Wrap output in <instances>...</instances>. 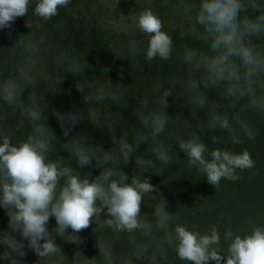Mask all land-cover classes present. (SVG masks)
<instances>
[{"label": "clouds", "instance_id": "1", "mask_svg": "<svg viewBox=\"0 0 264 264\" xmlns=\"http://www.w3.org/2000/svg\"><path fill=\"white\" fill-rule=\"evenodd\" d=\"M70 3L71 0H0V30L9 29L11 37L13 23L28 15L33 5L32 16L47 22ZM165 6L174 15L199 26L200 39L206 47L185 45L176 52L185 69L184 78L159 80L154 84L160 90L158 95L151 101L139 100L134 112L142 128L135 144L127 136H117L111 117L93 106L106 101L121 106L123 92L110 80L108 87L94 88L84 78L76 81V90L84 94V103L89 105L86 116L80 109L54 113L67 138L59 143V149L69 154L67 159L55 156L58 138L40 107L42 96L34 73L54 93L63 91L59 87L63 77L50 79L34 59L42 50L32 33L19 37L15 46L29 55L23 64L16 66L13 75L0 76V105L19 113L15 128L28 131L24 138L14 140L13 130L0 116V207L8 216V231L0 232V246L4 247L0 259L8 264H22L28 249L39 257L38 264H65L67 256L57 244L59 237L76 246L71 264H87L89 259L79 250L86 239L79 233L95 222L99 229L112 230L117 238L122 233L128 234L130 251L120 258L119 264H135L141 258H147L150 264H161L167 259L169 249L181 264H264V226L250 223L248 230L241 232L227 227L223 237L216 225L205 232L193 230L176 222L179 211L176 214L166 211L167 202L154 195L159 189L144 175L153 168H156L155 174L162 175L172 166L170 152L174 146L186 155L188 165L203 174L215 189L220 187L222 179L239 180L237 170L243 172L255 166L247 150L233 153L210 149L199 134L187 138L177 135L174 144L166 143L161 137L173 123L166 109L173 87L178 86L186 93V104L199 129L224 130L234 144L243 143L245 138L255 140L257 132L240 106L264 113V52L254 44V40L264 38V0H182L175 6L165 0ZM134 23L136 30L147 37V61L172 59L173 39L164 30L163 20L157 13L141 10ZM27 27H33L30 19ZM36 27H42V23ZM128 44L134 53L136 40L130 39ZM57 61L63 63V57L58 56ZM87 67L86 61L71 64L65 71L82 75ZM27 88L31 91L25 97ZM209 93L228 102L231 116ZM199 110L205 112L206 120H199ZM85 118L98 128L109 129L112 148L105 150L91 143L92 138L85 133L70 136ZM149 142L150 152L135 155L136 171L129 177L121 165L128 164L140 145ZM211 142L219 144L221 140L213 135ZM73 160L76 167L72 165ZM86 166L101 171L94 178L91 172L82 175ZM145 198L155 201L151 216L142 214ZM102 213L106 218L101 219ZM52 217L55 226L50 230ZM96 231L94 228L93 232ZM222 239L226 249L222 247ZM97 246L103 264H117L114 251L106 241L101 240ZM91 262L96 264L94 259Z\"/></svg>", "mask_w": 264, "mask_h": 264}, {"label": "trees", "instance_id": "2", "mask_svg": "<svg viewBox=\"0 0 264 264\" xmlns=\"http://www.w3.org/2000/svg\"><path fill=\"white\" fill-rule=\"evenodd\" d=\"M127 0H71L67 9L61 8L59 15L47 22H40L32 16V7L29 14L17 18L12 25V35L9 37V29L0 30V76L8 77L15 73L16 66L23 64L28 58V53L15 46L19 37H27L29 33L35 40L40 42L41 54L34 57L40 67L45 70L50 79L58 76L63 77L60 84L62 92L49 90L46 81H42L37 73L36 83L42 96L41 109L46 113L47 124L55 131L58 138V151L55 156H63L67 159L68 153L59 149V143L66 141L63 131L59 127L54 115L56 111L66 112L80 109L85 112L89 105L84 103V94L75 88L78 80H88L93 88L97 85L109 86V80L113 86L118 87L124 94L121 106L111 101L97 103L93 106L104 114L111 117L116 135L127 136L133 144L140 139L139 123L134 110L139 107V100L148 98L153 100L159 93V89L154 84L159 80L182 79L186 75L184 66L178 61L176 52L183 49L185 45L191 47H206L202 44V34L185 35L176 27L165 26L164 30L172 37L175 52L172 59L168 61L159 58L149 62L145 58L147 47V37L140 34L135 28V19L138 16L137 10H131L126 6ZM32 21V29L27 27V21ZM42 23V27L37 28L36 24ZM135 39L137 47L134 53L130 52L128 41ZM258 50L264 52V38L254 40ZM114 52V53H113ZM63 57L64 62L57 61V57ZM89 65L82 75H72L65 71L71 64ZM31 88L25 90V97ZM87 91V89H86ZM211 99H215L225 113L231 116L228 102L209 93ZM153 105L150 103L149 110ZM242 114L251 123L257 132L255 140L244 139L241 144L231 142L230 135L224 130L211 131L199 129L197 121L192 117L191 109L186 104V93L178 86L173 87V95L168 99L166 109L173 123L169 125L167 133L161 137L166 143L174 144V138L181 135L185 138L192 134L201 135L202 141L210 149L219 148L229 150L233 153H240L247 150L255 166L246 171L237 170L240 179L229 181L222 179L219 188L215 189L210 185L203 174L194 167H190L186 155L179 150L178 146L173 147L170 155L174 164L164 170V173L155 174L156 168L144 173L150 182L159 189L158 195L161 200L167 202L166 211L176 214V222L183 224L193 230L205 232L210 226L216 225L223 237L225 228L231 227L234 232L247 231L250 223L264 226V113H257L252 110H244L240 106ZM0 116L4 117V122L14 132L13 139L19 140L27 135V129L15 128L19 113L13 112L7 106L0 105ZM199 120H206V114L199 110ZM85 133L90 136L91 143L108 150L113 147L112 137L109 129L98 128L83 119L70 133V136ZM220 138L219 144L211 142L212 136ZM151 150V143H142L133 155V159L128 164H122L121 168L129 177L135 171V155L148 154ZM76 167V161H72ZM159 165H157V168ZM101 169L86 166L82 170V175L92 173L94 178ZM143 175V173H140ZM173 178V179H169ZM145 198L142 205V214L151 216L152 204ZM182 206V207H180ZM106 218V214H101V219ZM49 229L55 226V218H50ZM97 229L93 232V229ZM8 231V216L6 211L0 207V232ZM79 235L86 239V243L80 246L82 255L89 259L87 264H92L94 259L96 264H103L100 257L98 243L106 241L113 249L117 258V264L121 257L128 255L130 251L129 243L126 239L128 234L122 233L119 238L110 229H99L93 224ZM162 235V234H161ZM57 244L61 245L67 256L65 264H71L76 246L62 241L57 237ZM222 247L226 249L222 239ZM4 247L0 246V253ZM27 255L22 258V264H38L39 257L28 250ZM19 259V258H18ZM181 264L176 261L175 253L169 249L167 259L161 264ZM0 264H8L0 259ZM135 264H150L147 258L135 261Z\"/></svg>", "mask_w": 264, "mask_h": 264}, {"label": "rangeland", "instance_id": "3", "mask_svg": "<svg viewBox=\"0 0 264 264\" xmlns=\"http://www.w3.org/2000/svg\"><path fill=\"white\" fill-rule=\"evenodd\" d=\"M167 2L175 6L179 5L182 0H167ZM126 6H129L131 10H137L138 12L151 9L162 18L165 26L176 27L185 35L202 34V30L199 26L186 21L182 16H176L170 12L169 8L165 6V0H127Z\"/></svg>", "mask_w": 264, "mask_h": 264}]
</instances>
